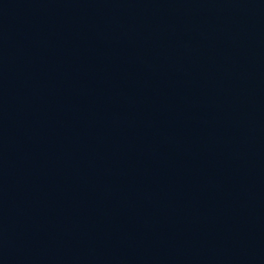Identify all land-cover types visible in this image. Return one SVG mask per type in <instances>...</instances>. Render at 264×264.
<instances>
[{"label":"water","instance_id":"water-1","mask_svg":"<svg viewBox=\"0 0 264 264\" xmlns=\"http://www.w3.org/2000/svg\"><path fill=\"white\" fill-rule=\"evenodd\" d=\"M0 264H264V0H0Z\"/></svg>","mask_w":264,"mask_h":264}]
</instances>
